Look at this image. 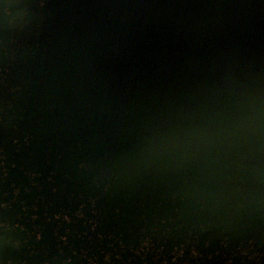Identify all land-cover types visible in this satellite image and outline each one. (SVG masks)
<instances>
[{
  "label": "water",
  "instance_id": "water-1",
  "mask_svg": "<svg viewBox=\"0 0 264 264\" xmlns=\"http://www.w3.org/2000/svg\"><path fill=\"white\" fill-rule=\"evenodd\" d=\"M0 264H264V0H0Z\"/></svg>",
  "mask_w": 264,
  "mask_h": 264
}]
</instances>
